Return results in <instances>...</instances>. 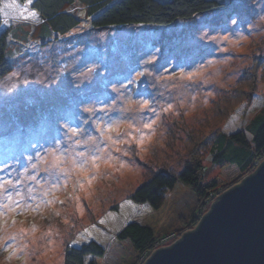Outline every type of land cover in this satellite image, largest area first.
Returning <instances> with one entry per match:
<instances>
[{"label": "rangeland", "instance_id": "374dc122", "mask_svg": "<svg viewBox=\"0 0 264 264\" xmlns=\"http://www.w3.org/2000/svg\"><path fill=\"white\" fill-rule=\"evenodd\" d=\"M216 1L227 6L167 28L104 30L74 5L79 26L39 42L31 2L0 0L13 65L0 80V264H63L90 241L104 249L96 264H143L116 238L125 226L151 228L156 249L194 229L200 208L179 182L159 210L129 197L188 164L216 177L212 141L228 114L245 103L246 125L262 112L264 0Z\"/></svg>", "mask_w": 264, "mask_h": 264}, {"label": "trees", "instance_id": "16d2710c", "mask_svg": "<svg viewBox=\"0 0 264 264\" xmlns=\"http://www.w3.org/2000/svg\"><path fill=\"white\" fill-rule=\"evenodd\" d=\"M17 1L23 4L29 0ZM230 1L231 4L233 0ZM74 5L83 9L84 18L93 30L142 26L167 28L177 22L186 23L195 17L221 11L227 6L216 0H31L29 8L42 22L37 32L39 42L49 41L52 34L64 36L79 26L82 18L69 11ZM20 31L22 37L16 34L13 37L26 41L29 33ZM9 33L6 29L0 32V80L13 70L9 58L11 51H7ZM246 109L245 103L236 105L212 141V164L219 167L216 177L204 181L202 167L197 163L186 165L177 176L160 171L141 184L129 199L159 210L166 194L179 182L190 189L200 208L191 216L189 227L195 228L201 209L209 205V200L253 172L257 161L264 157V107L245 125ZM116 238L129 241L140 257L153 253L164 239L155 238L151 228L137 223L125 226ZM103 255L104 249L90 241L78 247H67L63 264H96Z\"/></svg>", "mask_w": 264, "mask_h": 264}, {"label": "water", "instance_id": "95a60500", "mask_svg": "<svg viewBox=\"0 0 264 264\" xmlns=\"http://www.w3.org/2000/svg\"><path fill=\"white\" fill-rule=\"evenodd\" d=\"M143 264H264V161L216 198L192 231Z\"/></svg>", "mask_w": 264, "mask_h": 264}, {"label": "built area", "instance_id": "2783aa9c", "mask_svg": "<svg viewBox=\"0 0 264 264\" xmlns=\"http://www.w3.org/2000/svg\"><path fill=\"white\" fill-rule=\"evenodd\" d=\"M264 157L260 158L257 163L255 164V167H257L261 162H263ZM211 205V204H210ZM151 254H148L147 256L143 257V261L145 262Z\"/></svg>", "mask_w": 264, "mask_h": 264}, {"label": "snow or ice", "instance_id": "6c2138e0", "mask_svg": "<svg viewBox=\"0 0 264 264\" xmlns=\"http://www.w3.org/2000/svg\"><path fill=\"white\" fill-rule=\"evenodd\" d=\"M29 2H31V0H29ZM15 4H11V5H6V7H14ZM25 19H27V17H24ZM7 183V182H6ZM14 239V238H13Z\"/></svg>", "mask_w": 264, "mask_h": 264}]
</instances>
